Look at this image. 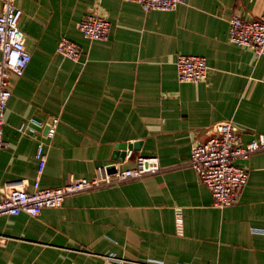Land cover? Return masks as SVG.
<instances>
[{"label": "crops", "instance_id": "0c3cea01", "mask_svg": "<svg viewBox=\"0 0 264 264\" xmlns=\"http://www.w3.org/2000/svg\"><path fill=\"white\" fill-rule=\"evenodd\" d=\"M16 4L31 61L10 79L0 197L91 179L103 165L130 168L142 156L158 157L161 170L68 195L35 217L1 216L0 264H264V233L255 231L264 230V151L243 162L248 182L228 207L214 206L189 164L193 142L218 122L232 121L244 143L264 134V56L228 40L229 20L264 18V0H186L171 11L125 0ZM92 13L110 22L106 40L79 30ZM62 38L78 47L77 60L58 53ZM179 55L205 56L208 78L180 83ZM29 117H58L54 137L46 127L19 132ZM120 143L133 145L122 161Z\"/></svg>", "mask_w": 264, "mask_h": 264}, {"label": "built area", "instance_id": "2783aa9c", "mask_svg": "<svg viewBox=\"0 0 264 264\" xmlns=\"http://www.w3.org/2000/svg\"><path fill=\"white\" fill-rule=\"evenodd\" d=\"M137 3L144 11H171L185 4L186 0H125ZM22 9L16 0H2L0 13V156L7 143L4 139L5 114L12 95L10 79L22 76L31 61V54L24 44V31L20 28ZM78 28L91 40H106L110 31V22L102 15L92 13L84 16ZM228 40L242 48L249 49L256 56H264V18L246 19L233 16L229 20ZM58 53L72 60L79 57L78 47L67 38H62L57 47ZM176 76L180 83H200L208 78L207 58L202 55H179L175 59ZM60 119L52 117L48 122L29 117L18 126V131L36 135L44 127L47 137L56 134ZM264 151V134L244 143L239 130L232 121L216 123L209 137L192 144L189 164L209 189L213 204L228 207L237 202L241 189L247 184L249 171L243 162L251 155ZM131 152L128 151L129 157ZM46 157V147L40 142L36 158L41 162ZM161 170L160 160L156 156L138 157L136 164L130 168L120 165H103L96 170L95 177H74L66 184L54 188H38L28 191L20 186L10 188L0 197V217L16 216L21 213L37 216L43 208H57L64 203L66 196L86 190L113 185L136 179ZM175 223L178 234L183 233L182 208L175 209ZM256 232L264 230L257 229Z\"/></svg>", "mask_w": 264, "mask_h": 264}, {"label": "water", "instance_id": "95a60500", "mask_svg": "<svg viewBox=\"0 0 264 264\" xmlns=\"http://www.w3.org/2000/svg\"><path fill=\"white\" fill-rule=\"evenodd\" d=\"M0 59H1V55H0ZM132 146L133 145H131V143L130 144H128V143H120V144L117 145V150H122L123 151V153L120 155V161L124 160V158L126 156V151L125 150L127 148L131 149ZM134 146H136V144ZM137 146H138V144H137Z\"/></svg>", "mask_w": 264, "mask_h": 264}]
</instances>
